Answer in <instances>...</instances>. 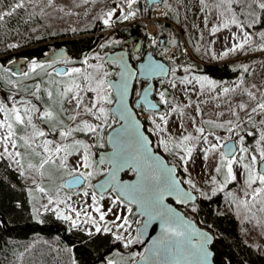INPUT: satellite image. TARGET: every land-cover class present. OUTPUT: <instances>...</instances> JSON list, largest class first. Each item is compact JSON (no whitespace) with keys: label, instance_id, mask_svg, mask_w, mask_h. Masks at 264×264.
Listing matches in <instances>:
<instances>
[{"label":"snow or ice","instance_id":"obj_1","mask_svg":"<svg viewBox=\"0 0 264 264\" xmlns=\"http://www.w3.org/2000/svg\"><path fill=\"white\" fill-rule=\"evenodd\" d=\"M46 2L51 5L52 0ZM26 3L27 0H12L9 10L0 9V23L17 10L25 9ZM234 4L242 10L248 9L251 23L245 24L237 18ZM215 7L224 9L222 17L230 14V20H224L221 27L227 28L231 23L241 31L239 37L232 34L234 42L220 56L242 51L252 39L244 29L260 22L264 0H218ZM147 11L150 9L142 7L141 0H116L104 12L102 22L113 27L116 22L133 20ZM211 31L214 34L218 29L213 26ZM116 43L119 41L110 39L99 48ZM158 43L152 40L153 45ZM172 43L175 48V41ZM154 56L149 53L142 62L133 64L130 62L133 57L126 58L123 52L104 56L95 52L79 59L57 52L46 62L25 57L23 64L13 59L0 64V80L9 89V94L0 98V159H11L24 176L26 169L21 161L27 154L38 159V166L29 163L28 169L50 183L63 181L56 184L57 194L53 196L51 189L32 178L35 191L47 196V203L33 206L36 218L42 208L66 223V231L78 229L90 238L108 234L124 248L143 244L142 237L149 234V228L155 231L158 224L159 233L150 236L145 252L132 253L133 264H138L137 257L150 264H214L215 238L211 225L206 229L197 227L165 200L171 197L179 204L191 205L193 213H198L202 205L211 212L214 198L226 193L231 197L230 204L245 206V218L248 213L255 215L253 207L264 212V92L258 98L256 93L245 90L249 100L255 103L230 106L232 118L227 120L203 119L200 103H195L196 115L191 118L193 131H188L183 120L193 106L189 93L195 91V85H199L200 93L215 89L216 82L206 75L195 74L199 69L190 62L178 63L176 50L164 48L159 59ZM212 58H216L214 52ZM57 64L63 67L57 68ZM112 65L117 71L109 70ZM179 72L183 74L178 75ZM24 81L31 83L24 84ZM230 91L234 89H222L223 93ZM172 92H180L188 103L170 98ZM134 109H139V113ZM177 113L180 131L174 135L169 125ZM140 115L151 125L147 133L156 136L157 147L173 155L177 164L169 165L153 150ZM196 117L201 119L198 121ZM257 117L261 118L257 120ZM106 130L110 131L105 135ZM221 130L227 134H218ZM21 131L23 135L18 134ZM81 134L84 139L80 138ZM105 144L111 151L94 158L97 154L93 149H102ZM194 152L204 161L212 158L215 174L204 182L207 188L198 185L189 172L188 165L195 160ZM181 168L187 178L178 175ZM125 170L132 171L135 178L122 179L119 173ZM95 177L103 178L92 183ZM231 185H239V195L231 191ZM75 186L81 189L77 195L87 198L82 207L72 205V196L61 198L59 195L64 188L70 190ZM105 199L109 201L106 209L101 203ZM215 211L220 214L218 209ZM93 213L98 214V219ZM108 216L113 219L107 220ZM133 224L136 225L134 234ZM105 264H115V261L107 259Z\"/></svg>","mask_w":264,"mask_h":264},{"label":"trees","instance_id":"obj_2","mask_svg":"<svg viewBox=\"0 0 264 264\" xmlns=\"http://www.w3.org/2000/svg\"><path fill=\"white\" fill-rule=\"evenodd\" d=\"M177 1L170 0L166 3L167 15L164 13V19L155 20V36L162 37L164 48L173 46V41L175 45L182 43L179 33L171 24L178 17H183ZM11 3L12 0H3L0 9L9 10ZM61 3L52 0L49 5L46 0H27L25 9L17 10L13 16L6 17L0 23V64L16 55L39 59L51 44L65 46L78 59L88 55L99 40L100 32L110 28L101 19L100 9L104 1L67 0L66 3ZM141 4L142 7L151 9L147 0H141ZM259 15L260 22L252 26L264 31V13ZM149 16L150 11L138 14L136 17L139 21L128 22V26L118 27L119 31L115 33L118 35L130 26L144 32L146 17ZM117 26L116 22L113 27ZM9 44H17L19 47L8 48ZM192 49L197 59L186 54L178 63L190 62L199 69L195 74L222 81L234 78L240 70L234 56L208 60L204 54H200L193 47ZM203 105L207 107V104ZM164 153L168 161L172 160L173 155ZM209 161H212L211 157ZM24 176L6 159H0V264H104L112 251H123L108 234L100 233L90 238L78 229L66 231V223L61 225V220L52 212H44L42 208L39 218H36L32 211L33 206L39 207L47 201L31 187L32 184L23 181ZM53 182L55 185L60 183L59 180ZM221 199V193L218 198H214L211 212L203 205L198 213L191 211V205L181 206V209L199 225L205 228L211 225L210 231L215 238V264H264V253L258 251L244 237L245 228L242 229L237 218L220 205ZM217 209L219 215L216 214ZM129 250L140 253L133 247ZM116 256L120 258V263L116 260L118 264L132 263L128 252L123 251V254L117 253Z\"/></svg>","mask_w":264,"mask_h":264},{"label":"rangeland","instance_id":"obj_3","mask_svg":"<svg viewBox=\"0 0 264 264\" xmlns=\"http://www.w3.org/2000/svg\"><path fill=\"white\" fill-rule=\"evenodd\" d=\"M103 1L104 4L103 6H101L100 9L101 19H103L104 12L112 8L114 5L113 2L114 3L116 2V0H103ZM169 1L170 0H166V3L168 4ZM57 2L66 3L67 0H63V1L57 0ZM166 3H160V0H158L155 3H152L149 17L152 16L153 9L157 8L156 9L157 13L156 15L153 16L157 17L155 18L156 20H160L159 17L164 19L163 16L167 8ZM216 3H218V0H204L203 4L201 3V0H178L177 4L183 17L182 19L178 17L179 19L177 18V21L173 20V22L171 23L172 26L175 28V30L179 33L182 43L180 45H175V48L171 46L168 49L170 51L176 50V54L179 62H181L186 56L183 54L185 50H187V54L191 55L192 58L197 59L192 49L193 47L200 54H204L205 58L208 60H220L224 57L234 56L233 58H237L238 61L237 65L240 66V70L234 78L224 79L222 81L213 80L216 82L215 89H211L210 91L200 93L199 85H195V91L189 93L191 97V101L193 102V106L187 110L185 114V119L183 120V123L187 127L188 131H193L191 126V118L196 115L195 103L201 102L200 107L203 111V119L227 120L232 118L231 112L229 111L230 106L235 107V105L240 102L255 103V101L249 100V97L245 90L256 93L258 98L260 92H264V36L260 35L261 33H264V31L253 26L250 28L246 27L244 31L249 32L252 36L249 45H246L242 51H237L229 54L228 56L221 57L220 53L223 52L225 49L230 48L232 43L234 42L231 38L232 34L236 33L237 36L239 37L241 35V31L231 23L228 24L227 28L221 27V24L223 23L224 20H230V14L222 17L221 13L224 11V9L223 8L217 9L215 7ZM61 5L67 6L62 3ZM233 11L236 13L237 18L243 20L245 24L251 23L252 18L247 15L248 9L246 7L242 10L240 5L234 4ZM242 11L243 14H241ZM149 17H146V21L144 24V32L146 36H147V32H146L147 24L153 23L156 26L155 21L147 19ZM136 20L139 21V18L136 17L133 20L117 22L118 24L117 27H110L108 29L101 31L97 45H95L89 51L88 55H91L95 52H99L102 55L101 52L102 49L99 48V45L110 39L115 40L118 37V35L115 32L119 31V28H121L123 25L128 26L129 24L128 22H134ZM213 26H215L218 29V31L214 34L211 31ZM155 40H158V38H155ZM157 51L159 52V50ZM213 52L216 55L215 59L212 58ZM245 68H247V71H245ZM110 71H112V69ZM182 74L183 73H178V75H182ZM253 85H255V87H252ZM224 87H227L229 89H234V91H230L229 93H223L222 89ZM214 96L217 98L213 99L212 97ZM170 98L175 99L177 102L188 103V100L184 96H182L180 92H172ZM202 103L207 104V107L205 108ZM218 113H223V115L218 116L217 115ZM240 115L244 117V112L241 111ZM143 116L144 115H140L139 117H143ZM81 118H86V117H81ZM260 118L261 117H257V120H259ZM196 119L199 121L201 117H196ZM179 121H180V116L179 113H177L175 115V119L169 125V131L174 135L180 131V129L177 127V122ZM144 125L147 132V129H149L151 125L148 124L147 121H144ZM107 131L108 130L105 131V135ZM18 134L23 135V132H19ZM218 134L226 135L227 133H224L221 130L218 132ZM149 135L152 139V144L154 145L155 149L159 150L163 155H165L163 149L157 147L158 141L156 136L151 134ZM80 138L84 139L85 137L83 134H81ZM250 142H251V138H249V143ZM21 151H23V149H21ZM193 155L195 157V160L193 163H190L188 165L189 172L191 173L192 178L198 185L205 186L207 188V186L204 185V182L210 179V175L215 174L213 172V162L204 161L203 157L195 152L193 153ZM5 159L9 162L11 166H13L15 169L20 171L19 167L11 159L9 158H5ZM171 159L172 160H170V162L174 164L178 163V161L174 156L171 157ZM21 162L24 164V167L26 169L25 176L23 178V181L25 183L32 184V178L35 177V179L41 182V186L45 187L46 189H51L50 194L56 196L57 193H56L55 182L50 183L47 179L40 177L39 174L36 173L33 169H28L29 163L38 166V159L25 154V157ZM179 171L180 172H178V175L180 177L187 178V174L183 172L182 168L179 169ZM240 180L242 183L243 178L241 177ZM59 182L62 183L61 180H59ZM54 185L55 187H52ZM230 188L233 193H236L238 195L240 194L239 185H231ZM80 191H81L80 187L76 188L75 190L74 189L66 190L64 188L62 191H60L59 195L61 198L72 196V200H71L72 205L74 207H82L83 202L87 198L77 195V193H79ZM42 195H43V199L47 201V196L44 194ZM221 196L222 199L220 205L223 206L225 209H228L232 213V215L235 218H237L240 227L242 229L245 228L246 231L244 237H246L247 240L251 242L258 249V251L264 253V212H259L255 207H253L252 212H254L255 215L248 213V218H245V213H246L245 206L238 207L235 204H230L229 200L231 199V197H228L226 193H221ZM88 202L90 203V200ZM101 203L104 209H106L109 206V201L107 199H105ZM53 207H55V205H53ZM88 210L91 211V209ZM93 215L98 219L97 213H93ZM112 219H113L112 216L107 217V220L109 221H111ZM136 219H140V217H136ZM60 224L62 225L64 224V222L61 221ZM132 227L134 234L136 225L133 224ZM119 246L122 247L123 251L128 252L129 260L131 259L132 253H136V251L135 252L130 251L129 249H131L132 247L136 249L138 247L141 248L140 244H134L129 248H124L122 244H119ZM138 249L137 251H140ZM123 251H119L115 249L114 251H112L113 253L111 255L107 256V259H113L115 261V264H118L116 260L119 261L120 258H117L118 256L116 255L117 253L123 254Z\"/></svg>","mask_w":264,"mask_h":264},{"label":"water","instance_id":"obj_4","mask_svg":"<svg viewBox=\"0 0 264 264\" xmlns=\"http://www.w3.org/2000/svg\"><path fill=\"white\" fill-rule=\"evenodd\" d=\"M157 1H158V0H147V2H148V6H151L152 3H155V2H157ZM135 34H137V33H132V34H130L129 36L123 38V46H122V48L116 49V50H114V51L106 50V51L104 52V55H114V54H116V53H118V52H123V53L125 54V57L128 58V57H129V55H128V46L131 45V44L133 43L134 40L136 41L135 43H136V44L139 43V45H140V42H141V36H140L139 34H137V36H135ZM134 50H137V49L134 48ZM45 52L49 53V56H45L44 54H43L42 56H40V57H39V60L42 61V62H46V61H48L52 53H57V52H59V53H63L64 55H67V56H69V57L71 56V54L68 52L67 48H66L65 46H63V45L50 46ZM45 52H44V53H45ZM149 53H153L152 50H148V51L145 53L143 59H144ZM24 58H25L24 56H18V57H16V58H14L13 60L17 61L18 64H23V62H24ZM154 58L159 59L160 57H156V56H154ZM143 59L137 61L135 64H138V63L142 62ZM130 62H131V61H130ZM165 62H167V61L165 60ZM131 63H132V62H131ZM60 67H62V66H58L57 68H60ZM113 78H114V77H113ZM134 111H135V109H134ZM135 112H136V111H135ZM139 118H140V117H139ZM141 121H142V120H141ZM142 123H143V122H142ZM113 126L115 127L116 125H113ZM143 127H144V123H143ZM144 130H145V128H144ZM108 131H110V130H108ZM145 132H146V130H145ZM106 134H107V133H106ZM146 134H148V133L146 132ZM150 139H151V137H150ZM151 140H152V139H151ZM107 146H108V147L105 148V149H100V150H98V151L96 152L97 156H96L95 158H98V154H99V153L107 152V151H111L110 146H109V145H107ZM152 147H153V150H154L155 152H157L158 154H160V155L162 156V158L165 160L166 163H168L169 165H173V164H174V163L168 161L167 158H166V157H165V156H164L159 150L155 149V147H154L153 144H152ZM126 171H129V170H125V171H122V172L119 173V176H120L122 179H124V180H131V179H134V178H135V174H134L133 172H132V173H133L132 176L123 177L122 174L125 173ZM102 178H103V177H99V178L95 179V180L93 181V183H96L98 180H100V179H102ZM76 187H79V186H75V187H73V188H76ZM165 203H169V204H171V206H172L173 208H175L177 212H179L181 215L185 216L186 218L191 219V220L193 221V223H194L197 227L202 228V229H206L205 227L199 225V224H198V223H197L192 217L188 216V215H187V214L181 209V206H185V205H182V204L177 203V202H176L173 198H171V197L166 198ZM135 207H136V206L133 205V209H134V210H135ZM158 233H159V225H158V224L155 225V231H153L152 228H149V234H148V235H145L144 237H142V240L144 241V243L142 244V246H143V251H142V252H145L146 248L149 246V245H148V241H149V239H150V236H156V235H158ZM212 234H213V233H212ZM213 236H214V234H213ZM136 259H137L138 264H150V261H140V260H139V257H137ZM131 264H133V262H132ZM214 264H215V262H214Z\"/></svg>","mask_w":264,"mask_h":264},{"label":"flooded vegetation","instance_id":"obj_5","mask_svg":"<svg viewBox=\"0 0 264 264\" xmlns=\"http://www.w3.org/2000/svg\"><path fill=\"white\" fill-rule=\"evenodd\" d=\"M132 33H137V34H139L140 36H141V42H140V45H139V43H135L136 41L134 40L133 41V43L131 44V45H129L128 46V55L129 56H131V57H133V59L131 60V62L133 63V64H135L137 61H139V60H142L143 59V57H144V55H145V53L148 51V50H152V52L155 54V56L156 57H160V53L163 51V49H164V45H165V42H164V40L162 39V37H158V44H156V45H153L152 44V40L153 39H155L156 38V36H154L153 37V39H149L147 36H146V34H145V32H141V31H139V30H137V28L135 27V26H130L129 28H127L126 30H123V31H121L119 34H118V37L114 40V41H119V43H116V44H109L108 45V47H106V48H104V49H102L101 50V52H102V56H104V52L106 51V50H110V51H114V50H116V49H119V48H122V46H123V38H125V37H127V36H129L130 34H132ZM137 34H135V36H137ZM99 41V40H98ZM98 41H97V43H98ZM97 43H96V45H97ZM57 45H61V44H51V45H49L48 46V48L50 47V46H57ZM47 48V49H48ZM134 48L135 49H137V50H134ZM157 50H159V52L157 51ZM46 51V50H45ZM69 52V51H68ZM70 53V52H69ZM71 54V58H73V59H78L77 57H76V55H74V54H72V53H70ZM18 56H24V55H16V56H13V57H11L10 59H14V58H16V57H18ZM24 57H26V56H24ZM136 57H139V59H135ZM39 60V59H38ZM40 61V60H39ZM42 62V61H41ZM4 64H7V61L4 63ZM58 66H62L63 67V65H61V64H57L56 65V67H58ZM112 69V72H115V71H117V68H116V66L115 65H112V66H109V70H111ZM49 71H51V69H48ZM45 79H46V77H45ZM24 84H30L31 83V81H24L23 82ZM137 87H139V85H137ZM9 94V89H8V86L6 85V83L4 82V81H2V80H0V98H4L5 96H7ZM135 111L137 112V113H139V109H135ZM140 119L142 120V122L144 123V121H146L145 119V116H143V117H140ZM144 128H145V125H144ZM146 130V129H145ZM22 132V131H21ZM108 146H107V144H105V147L104 148H102V149H105V148H107ZM101 148H96V149H93V152L96 154V152L98 151V150H100ZM95 158V157H94ZM132 171H126L125 173H123L122 174V176L123 177H128V176H132ZM97 178H99V177H95L94 179H93V181L95 180V179H97ZM93 181H92V183H93ZM63 182V181H62ZM76 188H79V187H76ZM76 188H72V189H70V190H73V189H76ZM66 190H69L68 188H65ZM141 219V218H140ZM140 246H141V248L140 247H138L137 249L138 250H140V252H142L143 251V246H142V244H140ZM101 264V263H100Z\"/></svg>","mask_w":264,"mask_h":264},{"label":"built area","instance_id":"obj_6","mask_svg":"<svg viewBox=\"0 0 264 264\" xmlns=\"http://www.w3.org/2000/svg\"><path fill=\"white\" fill-rule=\"evenodd\" d=\"M156 9L157 8H154L153 9V11H152V16L151 17H149V18H147V19H150V20H156L155 18H157V17H154L153 15H156ZM159 19L161 20L162 18L161 17H159ZM149 26H152V30L151 31H149ZM146 32H147V37L149 38V39H152L153 37H154V35H155V33H156V27H155V25L153 24V23H151V24H147V27H146Z\"/></svg>","mask_w":264,"mask_h":264},{"label":"bare ground","instance_id":"obj_7","mask_svg":"<svg viewBox=\"0 0 264 264\" xmlns=\"http://www.w3.org/2000/svg\"><path fill=\"white\" fill-rule=\"evenodd\" d=\"M152 30V26H149V31H151Z\"/></svg>","mask_w":264,"mask_h":264}]
</instances>
